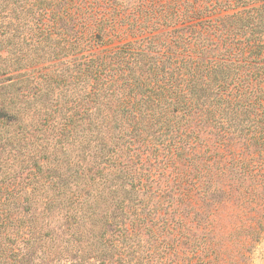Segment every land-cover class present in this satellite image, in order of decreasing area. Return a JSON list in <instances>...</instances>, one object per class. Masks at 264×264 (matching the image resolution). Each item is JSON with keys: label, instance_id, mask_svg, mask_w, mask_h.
<instances>
[{"label": "trees", "instance_id": "1", "mask_svg": "<svg viewBox=\"0 0 264 264\" xmlns=\"http://www.w3.org/2000/svg\"><path fill=\"white\" fill-rule=\"evenodd\" d=\"M7 116L0 264H247L264 0H0Z\"/></svg>", "mask_w": 264, "mask_h": 264}, {"label": "rangeland", "instance_id": "2", "mask_svg": "<svg viewBox=\"0 0 264 264\" xmlns=\"http://www.w3.org/2000/svg\"><path fill=\"white\" fill-rule=\"evenodd\" d=\"M12 75V73L10 74ZM12 83L11 80L7 81ZM9 98L12 100V87L7 89ZM12 105V103H11ZM0 180L12 174V117L7 116L0 119ZM256 204H250L249 208L254 209ZM262 206L256 205L257 212ZM264 207V206H263ZM264 209L256 215L262 214ZM249 251V250H248ZM247 252V264H264V229L262 236L258 241L251 242L250 251ZM236 259L238 257L236 256ZM243 260V256H242Z\"/></svg>", "mask_w": 264, "mask_h": 264}]
</instances>
